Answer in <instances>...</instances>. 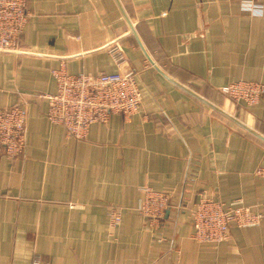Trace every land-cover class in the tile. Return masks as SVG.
<instances>
[{"label": "crops", "instance_id": "1", "mask_svg": "<svg viewBox=\"0 0 264 264\" xmlns=\"http://www.w3.org/2000/svg\"><path fill=\"white\" fill-rule=\"evenodd\" d=\"M248 1L258 14L241 0H27L18 50L0 51V107L27 111L23 152L0 155V264H264V220L192 236L202 197H264V141L208 104L264 136V94L247 105L221 91L264 83V0ZM59 68L134 71L139 110L68 135L41 96ZM145 187L171 194L159 223L139 211Z\"/></svg>", "mask_w": 264, "mask_h": 264}, {"label": "built area", "instance_id": "2", "mask_svg": "<svg viewBox=\"0 0 264 264\" xmlns=\"http://www.w3.org/2000/svg\"><path fill=\"white\" fill-rule=\"evenodd\" d=\"M243 9L254 12L251 1L241 0ZM259 12H254L258 14ZM27 0H0V51H17L19 37L27 22ZM111 51L121 61L118 47ZM56 89L43 93L47 100L46 117L64 126L68 135L83 138L93 122H105L111 114L128 117L138 111L141 103L136 73L132 70L98 73H69L63 68L53 71ZM221 91L234 102L256 104L264 94V83L254 80L232 81ZM26 109L20 105L0 107V155L16 157L25 147ZM139 211L159 223L170 204L171 194L145 187ZM111 224L120 221V211L109 209ZM192 236L198 241L220 242L229 235L231 225L249 226L264 220V197L252 204H225L202 197L192 212ZM31 264H41L34 258Z\"/></svg>", "mask_w": 264, "mask_h": 264}, {"label": "water", "instance_id": "3", "mask_svg": "<svg viewBox=\"0 0 264 264\" xmlns=\"http://www.w3.org/2000/svg\"><path fill=\"white\" fill-rule=\"evenodd\" d=\"M123 11V10H122ZM123 13H124V11H123ZM124 15H125V13H124ZM132 28V27H131ZM132 30H133V33L135 34V36H136V39L138 40V42H139V44H140V46L143 48V46H142V44H141V42H140V39H139V37L137 36V34L135 33V30H134V28H132ZM156 67H157V65H155ZM158 68V67H157ZM159 69V68H158ZM160 70V69H159ZM161 71V70H160ZM162 72V71H161ZM163 73V72H162ZM163 75H165L164 73H163ZM200 98V97H199ZM206 103H208V102H206ZM211 107H213L214 109H216L217 111H219V112H221V113H223L224 115H226V116H228L231 120H233L235 123H237L238 125H240L241 127H243L244 129H246V130H248L249 132H251L252 134H254L255 136H257V137H259L260 139H262L263 141H264V136L263 135H261L260 133H258V132H256L255 130H253L251 127H249L248 125H246L245 123H243L242 121H240V120H238L237 118H235V117H233L232 115H230V114H228V113H226L225 111H223L222 109H220L219 107H217V106H215V105H213V104H211V103H208ZM168 212V209L166 210V213Z\"/></svg>", "mask_w": 264, "mask_h": 264}]
</instances>
